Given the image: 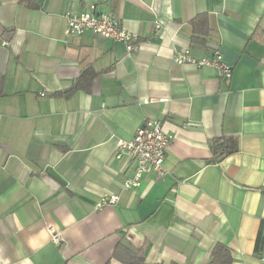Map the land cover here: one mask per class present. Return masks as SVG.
Wrapping results in <instances>:
<instances>
[{
    "label": "crops",
    "instance_id": "obj_1",
    "mask_svg": "<svg viewBox=\"0 0 264 264\" xmlns=\"http://www.w3.org/2000/svg\"><path fill=\"white\" fill-rule=\"evenodd\" d=\"M92 4L135 50L65 34ZM179 49L219 51L232 77L175 63ZM85 68L86 88L61 93ZM146 118L171 137L166 174L126 188L115 150ZM223 137L238 147L215 162ZM216 244L230 264L264 255V0H0V264H207Z\"/></svg>",
    "mask_w": 264,
    "mask_h": 264
},
{
    "label": "built area",
    "instance_id": "obj_2",
    "mask_svg": "<svg viewBox=\"0 0 264 264\" xmlns=\"http://www.w3.org/2000/svg\"><path fill=\"white\" fill-rule=\"evenodd\" d=\"M65 18L64 32L67 36H76L90 31L104 38L122 41L128 52L135 50L138 46L136 36L121 25L117 16L99 10L94 4L89 5L82 12H68ZM160 28V21L155 20L152 35L157 36ZM173 60L177 64L210 66L215 70L218 79L222 81H228L232 77L233 68L223 59L219 51L213 52L211 56L195 58L188 49H179L175 51ZM41 95H44V92H41ZM170 141L171 137L163 131L162 122L157 118H146L136 128L132 138L118 141L115 157L125 156L132 162V174L124 182L126 188L138 186L145 173H150L156 178L166 174L163 162ZM118 198L119 196L115 193L103 194L97 201L96 207L113 204ZM52 239L59 244V236L55 235ZM258 258L260 264H264V255L260 254Z\"/></svg>",
    "mask_w": 264,
    "mask_h": 264
},
{
    "label": "trees",
    "instance_id": "obj_3",
    "mask_svg": "<svg viewBox=\"0 0 264 264\" xmlns=\"http://www.w3.org/2000/svg\"><path fill=\"white\" fill-rule=\"evenodd\" d=\"M198 32L199 31L197 30V32L193 34L192 37L194 39H197V38L201 39L200 33L198 34ZM95 74H96L95 71H93L91 68L83 69L80 76L76 80V82H74V84L68 89L60 91V92L63 94H69L78 88H86V85H88L91 82ZM83 81L85 82L83 83ZM237 147H238L237 140L236 138H233V137H223L221 139L215 140L212 146V150H213L212 160L215 162L220 160L224 156L237 150ZM123 261H124V264H143L144 263L143 256H137L136 260L134 261H133V258L124 259ZM230 263H231L230 250L222 244H216L211 250V254H210L207 264H230Z\"/></svg>",
    "mask_w": 264,
    "mask_h": 264
}]
</instances>
